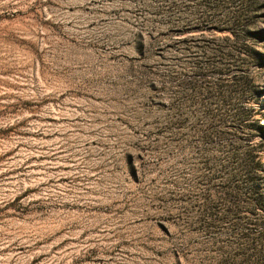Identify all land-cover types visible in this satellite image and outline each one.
I'll return each mask as SVG.
<instances>
[{
	"label": "rangeland",
	"instance_id": "1",
	"mask_svg": "<svg viewBox=\"0 0 264 264\" xmlns=\"http://www.w3.org/2000/svg\"><path fill=\"white\" fill-rule=\"evenodd\" d=\"M237 19L264 124V0H0V264H264L217 165Z\"/></svg>",
	"mask_w": 264,
	"mask_h": 264
},
{
	"label": "trees",
	"instance_id": "2",
	"mask_svg": "<svg viewBox=\"0 0 264 264\" xmlns=\"http://www.w3.org/2000/svg\"><path fill=\"white\" fill-rule=\"evenodd\" d=\"M241 16H243L242 13H238L235 18ZM240 20H234L233 23L225 22L215 29L221 33L222 41L231 39L240 43L239 53L244 56L240 58L242 62L233 67L232 83L226 87L228 95H225L223 99L229 102L235 91L240 103L233 108L232 117L228 121L225 119L219 121L221 128H226L230 130V132L227 131L228 133L235 134L237 144L223 154L217 165L220 168L219 176L222 174L221 177L224 178L226 184V187L223 186L225 195L235 200L242 196L245 197L247 200L244 205L242 204L243 208L248 213L257 209L264 217V163L262 161L264 124L257 117L256 99L252 97L257 87L244 67L246 61L255 59L258 53L247 43L240 41L242 35L234 28ZM222 86H224L222 83H218L216 88L219 89ZM258 137L262 138L258 139Z\"/></svg>",
	"mask_w": 264,
	"mask_h": 264
}]
</instances>
